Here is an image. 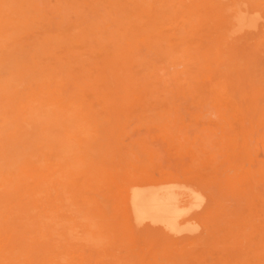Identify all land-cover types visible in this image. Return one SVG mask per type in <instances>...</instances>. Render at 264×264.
Wrapping results in <instances>:
<instances>
[{"label": "rangeland", "instance_id": "1", "mask_svg": "<svg viewBox=\"0 0 264 264\" xmlns=\"http://www.w3.org/2000/svg\"><path fill=\"white\" fill-rule=\"evenodd\" d=\"M231 22L210 0H0L5 264H147L128 256L161 251L156 226L117 240L144 173L233 215L201 248L213 264H264V13L250 29Z\"/></svg>", "mask_w": 264, "mask_h": 264}, {"label": "bare ground", "instance_id": "2", "mask_svg": "<svg viewBox=\"0 0 264 264\" xmlns=\"http://www.w3.org/2000/svg\"><path fill=\"white\" fill-rule=\"evenodd\" d=\"M210 2L214 10L229 13V17L232 19L231 27L235 32L255 27L264 13V0H210ZM36 102H38L37 99L32 98V103ZM33 110L36 111V108ZM57 165L58 170H69L66 164V168L62 163ZM37 166L35 165L34 168L42 169L40 164ZM83 172H85L84 174L88 173V169ZM96 172L93 173L96 174ZM242 179L237 170L235 176L227 178V188L234 198L243 194L238 186ZM133 180V184L126 191L122 200V214L125 222L119 227L117 240L123 239L121 233L127 235V231L131 228L136 227L135 229H137L138 225L144 223L156 226L163 233L164 238L160 239V242H156V239L151 237L156 242L152 247L162 248L161 251L150 249L140 254L136 249L128 258L141 257L147 261V264H202L204 261L213 264L216 262L214 256L205 257L201 248L204 246L208 249L214 247L215 240L218 239L222 231L221 224H228L232 221L230 219L233 215L225 213L222 203H218L220 199L216 204L214 202L216 197L197 186L186 189L185 183L177 178L158 180L144 173L136 176ZM48 181L43 179L37 184L48 183ZM39 186L35 190L38 195L42 192ZM210 206L212 214L214 211L216 212L214 218L209 217V213L207 214ZM201 207L203 209L199 211L198 208ZM205 212L206 214H204ZM113 257L116 264L131 263L130 260H125L120 256ZM10 258L9 254L0 250V264H5V260L8 261ZM48 260L49 264H59L60 261L56 258L52 259L53 261ZM249 264L262 263L250 260Z\"/></svg>", "mask_w": 264, "mask_h": 264}]
</instances>
